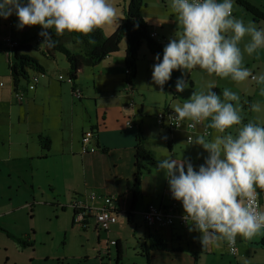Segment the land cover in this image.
Masks as SVG:
<instances>
[{
    "label": "rangeland",
    "instance_id": "1",
    "mask_svg": "<svg viewBox=\"0 0 264 264\" xmlns=\"http://www.w3.org/2000/svg\"><path fill=\"white\" fill-rule=\"evenodd\" d=\"M143 1L144 6L140 10V15L146 22L148 30L156 32L159 37L163 36L167 40L181 34L182 25L171 9L170 0ZM246 1L264 12V0ZM114 3L119 9V26L126 12L128 0H114ZM232 13L235 18L242 19L245 24L252 22L258 28H264L263 21L254 22L251 14L242 9L235 0ZM16 24L15 15L7 20L0 19V47L4 48V40L7 37L17 42L18 45L21 41H26L37 49H32L29 54L45 68L46 78L42 80V85L37 87L33 97H30L33 92L28 93L32 101H29L26 108L10 104L11 81L7 69V56L6 52L0 51V82L4 85L0 88V157L7 160L10 147L13 154H19L23 158L8 161L7 165L0 167V228L11 236L32 243L31 246H22L0 229V264H114L116 259L114 246L109 248V255L105 248H101L98 253L92 226L89 225L84 230L76 220L72 224L73 213L69 204L70 198L75 195V191L72 190L77 182L73 173L67 170L66 158L60 157V154H57L53 149L44 152L39 147L37 140L41 134L43 136L50 135L55 138L54 146L58 148L62 135L69 137L71 129L79 131L81 127H83V131H86L88 126L94 122L96 97H93L95 91L92 89V70L89 67H84L79 71L83 99L80 101L73 99L70 93V84L66 78L68 66L63 54L54 52L52 59L41 55L38 50L41 48L44 50V46L38 42L39 39L42 41L38 35L41 31L40 27L18 29ZM118 26L106 27L101 31L105 36H109ZM60 40L67 48L77 51L78 45L70 43L67 32L61 35ZM157 41L160 42V40ZM120 45L124 47L123 39ZM145 53L147 55L143 60L139 52L137 65L142 64L132 81L142 90L140 97L144 100L146 110V115L142 119V130L148 141L146 148L149 147L150 149H148L155 156V162L149 166V170H157V162L163 157L169 156L167 148L169 141L166 143L162 136L165 133L168 139L170 137L166 131L160 130L156 126L154 117L157 111L163 105L173 110L175 106L182 105L193 92L206 91L210 85L214 86L212 91L217 94L227 88L240 97L238 107L242 123L252 122L264 125V96L260 94V86L251 79L237 83L230 77L220 78L196 68L187 73L185 80L188 82V88L184 92L174 95L175 99H172L169 91H163L152 81L154 62L150 65L147 63L148 53L146 47L143 46L141 54ZM243 63L253 74L264 72V48L259 49L251 56L245 55ZM58 75L65 77L62 84L56 80ZM119 78L122 79V82L126 80L125 66ZM167 83L169 85V82ZM190 83L192 87H190ZM104 99L107 104L120 102V99L117 101ZM131 102L132 100L129 103ZM135 102L138 104L136 98ZM257 102L262 105V110L259 113L251 111V105ZM233 103L236 104V102ZM208 130L210 135L208 138L205 137L206 139L216 135L214 129L208 128ZM26 131L30 132L31 138L26 136ZM228 131L234 133L235 128ZM197 135H202L200 129L193 133V138ZM186 137V134H178L176 142L172 144L174 157L188 160L193 165H197L201 162L205 152L200 146L189 144ZM25 144H27V149L37 156L32 164L29 159H25ZM46 154V158H41ZM32 169L34 171L33 181L30 175ZM158 173L161 176L165 175L162 171H158ZM143 176L149 175L144 171L141 177ZM156 189L158 190L155 192L154 198L145 196L141 197V200L151 199L154 204H157L158 202L155 200L158 197H162L164 201L172 199L168 184L165 189H163V185H158ZM123 228L128 229L127 231L135 229V233L132 235V232H128L122 239L120 264H146L145 258L140 255L144 239V225L140 215L134 214L132 223L125 222ZM164 231L170 237L168 228L161 230V232ZM177 232L180 236V246L185 250V253H194L195 264H236L226 249L220 250L215 257L200 252L199 233L192 232L190 226L187 229L179 227ZM164 244L169 248L171 239H165ZM248 258H245L242 264H249Z\"/></svg>",
    "mask_w": 264,
    "mask_h": 264
},
{
    "label": "clouds",
    "instance_id": "2",
    "mask_svg": "<svg viewBox=\"0 0 264 264\" xmlns=\"http://www.w3.org/2000/svg\"><path fill=\"white\" fill-rule=\"evenodd\" d=\"M170 4L182 32L163 46L162 58L160 54L154 57V84L163 88L179 70L175 91L182 93L189 86L184 73L199 68L237 83L251 79L264 96V72L253 74L243 63L245 55L264 48V28L235 18L234 0H170ZM13 15L18 29L39 26L41 46L48 48L58 42L53 33L87 36L94 30L118 26L119 21L114 0H0V19ZM153 40L162 45L158 34ZM212 89L210 85L206 91L193 92L169 117L190 121L193 128L207 121L206 128L215 130L210 139L188 136L189 144L207 153L203 163L194 168L190 161L173 156L157 162V171L165 174L172 199L182 205V219L199 233L203 248H216L222 242L231 247L237 236L251 239L264 230V209L257 205V190H264V125L242 123L240 97L227 88L220 94ZM261 110L259 102L251 105V111ZM233 128L234 133L228 131Z\"/></svg>",
    "mask_w": 264,
    "mask_h": 264
},
{
    "label": "crops",
    "instance_id": "3",
    "mask_svg": "<svg viewBox=\"0 0 264 264\" xmlns=\"http://www.w3.org/2000/svg\"><path fill=\"white\" fill-rule=\"evenodd\" d=\"M149 32H154V31L149 30ZM161 39H165V38L163 36L159 37L158 35V40L161 41ZM168 41L169 40H167V42ZM143 46L145 45H142L140 47L139 52H140V57L144 60L147 54L146 53L141 54ZM31 49H36V48H33L31 46ZM38 51L41 54L43 49L41 48ZM147 53H148L147 63L150 65L152 62L155 61L153 56L148 52V50ZM9 55L10 54L6 52L7 63L10 57ZM30 56L32 55L30 54ZM53 56L54 53L52 57L49 58L52 59ZM124 60H125L124 47H121L120 45L119 51L117 53L106 57L99 64L90 67L93 75L92 89L95 91L93 97H96V99L94 102V111H95L94 122L88 126L87 130H89L90 127H96L94 129L95 139L91 141L92 142L91 147L95 149L94 151H90L88 153H81L82 152L81 135L83 132H85L83 131V127H81L79 131H74L73 129H71L70 130L71 134L69 137H65L64 135H62L59 139L58 148L54 146L56 142L55 138H52V136L50 135H48L49 136L48 137V136H43L41 133H40L41 135L39 134L41 137H48L50 140L48 150L47 151L43 150V151L48 152L53 149V151H55L57 154H60V157H65L67 170H70L73 173V175L76 177L75 181L77 183L74 185L72 190L75 191L74 192L75 195L70 198V204H69L70 208L72 209V213L74 209L72 208L71 204L74 201H81L86 209H93V208L95 209L103 205L102 200L105 197H111L114 206L117 208V210L120 213L118 220L119 222L111 225L109 231L106 233L96 229L94 224V219L89 216L87 217L86 228L89 225L92 226V230L94 232L97 242L98 253H100L102 244H104V242L106 241L115 242L114 245L108 246V249L106 251L107 254L109 253L111 246H114L116 249L118 246L122 249V239H124V235L128 234V232H132L131 233L132 235H134L135 233V229H131L130 231H127L128 229H125L127 227L123 228L125 222L128 224L132 223L134 219V214L136 213L140 215V219L142 220V216H141L142 211L149 204H154L151 199H146V200H141V199L145 196L154 198L155 192L158 190L156 189L157 186L163 185V189H165V187L168 184L165 175L161 176L160 174L161 172L158 173L157 170H153V171L149 170V172H147L149 176H143L140 178L139 196L137 197V201L135 202L133 208H131L133 201L131 187L133 185V173H134L133 163H134L135 137L139 130L142 131L143 135H145V132L142 130L143 129L142 119L146 115V110L144 107V100L142 99V97H140L142 96L140 92L142 90L139 89L134 83L132 84V86L125 84V80H123L122 82V79L119 78V76H121L124 70ZM141 64L142 63L137 65V71H139ZM33 72L34 71H30L29 73H33ZM78 74L79 72L77 73V78L75 80V86H76L75 88L79 89L82 95V90L80 88L82 83L79 80ZM180 76H181V72L179 70L174 71L172 73L171 79L168 81L169 85L168 83H166L162 88L163 91L167 90L171 93L172 99H175L174 95L178 94L175 91V81ZM57 77L56 80L60 84H62V81H59ZM186 77H187V73H184V79ZM45 78H46V74L44 68V76L40 78L39 84L36 85L32 91L23 90L22 103H18L15 101L13 97L14 91L12 89V82H11V87L9 89L10 91L9 94L11 97L10 104H14V105L17 104L20 107L26 108L29 105V101H32L30 100L32 99L30 97H33L36 94L35 90L37 89L38 86L42 85L43 83L42 80ZM2 87H4V85ZM190 87H192L191 83H190ZM32 92L33 94H30L29 97L28 93H32ZM70 93H71V85H70ZM104 98H108L110 100H116V101L120 99V102L118 101V104H107ZM135 98L138 104L135 102ZM82 99H83V95L81 99H77V100L80 101ZM131 100L132 102L129 103ZM166 109L172 110L168 106L163 105L162 108L159 109L155 114L154 117L155 123H156L157 114L160 111H164ZM19 119H20V115H19ZM127 122H131L132 126L131 127L127 126L126 125ZM184 122H190V121L185 120ZM206 124L207 122L204 121L201 124L197 125L195 129L192 131H188L185 125H183L181 128H176L171 130H169L165 124L164 126L156 125L158 128H160V130L166 131L170 137L169 139L167 138V140H165L166 143L167 141H169L170 143V144L167 143V148L169 152L168 157L173 156L174 158L172 144L176 142L179 133L186 134L187 135L186 140L188 139V136L193 137V133L198 129H200V132L202 133V135H204L203 131L204 128H206ZM25 133L28 138H31L30 132L26 131ZM164 135L165 133H163V136ZM209 135H210V131H209ZM209 135L205 137L208 138ZM40 136H38L37 140L39 139ZM144 137L146 138V136ZM147 142L148 141L146 138V145ZM25 150H26L25 159L27 160L29 159L30 163L32 164L37 156H35V154H32V152L27 149V144H25ZM206 155L207 153H205V155L202 157L201 162L197 163V165H193L194 168L198 167L200 164L203 163V158ZM46 157L47 154L42 156L41 158H46ZM21 159H23L22 156L19 154H13L11 148L9 147L8 159L6 160V158L0 157V167L7 165L8 161L21 160ZM30 175L32 176V181H33L34 179L33 169L31 170ZM92 193L95 196L94 199L90 198V194ZM257 193L259 197L260 208L264 209V190L258 189ZM158 198L155 200L158 202L157 204H154L155 206L162 208L173 206L175 208V214L177 216H183L184 214L183 208L180 202L178 201L176 202V200L174 199L164 201L162 197L159 199ZM129 211L132 217L131 219L127 220V212ZM174 221L175 223L178 224L176 225L178 226V228H176L175 225L172 228H168L170 237H168L166 231L161 232V230L167 228H158L156 230H149L143 224L144 239L142 244L147 242L146 239L148 240L149 234L155 235L156 237L162 239L164 238L171 239L170 247L168 248L166 246V248L170 249L171 251L153 253L149 264H194V261L192 259L194 253L193 254L191 252L185 253V250L181 248L180 236L177 231L179 230V227L183 229H187L189 226L192 232H197V231H195L193 226L190 225L189 223H188L189 226L187 228H184L182 225H180L178 219H175ZM235 245H236V253L234 256L233 255L231 256L236 261V264L244 263V259L248 258V256H249L248 258L249 264H264V230L259 232L251 239H243L237 236ZM199 248H200V252L211 255L212 257H215L216 253H218L220 250L226 249L228 252L225 242H222L221 245L216 248H211V247L203 248L202 245L199 243Z\"/></svg>",
    "mask_w": 264,
    "mask_h": 264
},
{
    "label": "trees",
    "instance_id": "4",
    "mask_svg": "<svg viewBox=\"0 0 264 264\" xmlns=\"http://www.w3.org/2000/svg\"><path fill=\"white\" fill-rule=\"evenodd\" d=\"M236 3L245 11H247L253 17L254 22H264V12L256 6L250 4L246 0H235ZM144 6L143 0H128L127 9L123 16V20L115 31L109 36H105L101 30H94L87 36H82L76 33H67L70 39V43L78 45V50L72 51L67 48L60 40V36H56L53 33V38L58 42L55 47H44L41 54L46 57H52L54 52L63 54L68 70L67 79L71 85V91H74L75 80L77 73L84 67H93L99 64L106 57L115 54L119 51L122 39L125 41L124 45V66L127 71L125 84L132 86L136 72L137 61L140 47L145 44L148 52L152 56L157 54L163 55V45L157 43L149 37V30L147 24L140 15V10ZM1 45V42H0ZM8 52L10 55L8 59L7 68L9 76L12 82L13 91L24 90L28 81L29 71L34 70L40 73H44V68L38 63V61L30 56L31 46L26 41H21L19 46L15 48L5 49L0 47V51ZM169 110L170 109H166ZM172 111V110H171ZM96 127H90V131ZM171 130L172 128H168ZM95 131V130H94ZM209 131V130H208ZM95 139V133L94 137ZM42 150L47 151L49 148L50 140L48 137H39L38 139ZM92 143V142H91ZM90 143V145H91ZM155 162L153 153L146 148V138L139 130L135 137L134 146V173H133V185L131 187V193L133 195L132 206L133 208L137 197L139 196L140 178L143 172H149V166ZM64 210V208H62ZM74 214L72 224L74 223ZM87 214L84 217V221L78 223L83 229L86 228ZM132 215L127 212V220L131 219ZM1 229V228H0ZM7 236L16 240L22 246H31V241H23L17 237L11 236L8 232L1 229ZM28 240L29 237H28ZM170 249L166 248L164 240L158 238L155 235L149 234L147 243L141 245V252L146 259V264H149L152 254L155 252H169ZM194 264L196 263L195 255L192 256ZM121 248L117 246L116 259L114 264H120Z\"/></svg>",
    "mask_w": 264,
    "mask_h": 264
},
{
    "label": "built area",
    "instance_id": "5",
    "mask_svg": "<svg viewBox=\"0 0 264 264\" xmlns=\"http://www.w3.org/2000/svg\"><path fill=\"white\" fill-rule=\"evenodd\" d=\"M149 36L152 39L157 38V34L155 32H152L149 34ZM38 42H41L39 39ZM167 41L165 39H162V45L165 47L167 45ZM19 46L17 42L13 41L9 37L5 38L4 40V48L10 49L15 48ZM43 74H40L38 72L29 73L28 76V83L26 85L27 91H32L36 85L39 84L40 78L43 77ZM58 80H65V78L61 75H59ZM68 80V79H67ZM69 82V80H68ZM3 86V83L0 82V87ZM73 97L76 99H81V92L79 89H74L73 91ZM14 99L18 103H22L23 101V91L18 90L14 91L13 95ZM173 111L164 110L160 111L156 116V124L157 126L161 125H167L169 128H181L184 124L186 127L190 130L194 129L193 127H190L191 122H184V121H176L173 119H169L170 116H173ZM127 126H131L132 124L130 122L126 123ZM204 132L206 134H209L208 129L204 128ZM95 131L87 130L85 131L81 136V153H88L90 151H94L95 149L91 147L90 143L93 140ZM90 198L94 199L95 196L90 194ZM103 205L99 208H93V209H86L85 206H83L81 201H74L71 206L76 211L75 213V220L77 223H81L84 221V217L86 214H89L94 219L95 228L102 232H108L110 229V226L119 222V211L114 206L113 201L111 197H105L103 200ZM257 205L260 208L259 204V197L257 195ZM143 224L149 228V229H158V228H172L175 224V219H178L180 225H182L184 228H187L189 225L187 222H185L182 219V216H177L175 214V208L173 206L162 208L155 206L154 204H149L145 207V209L141 213ZM226 243V247L228 249V252L230 255H235L236 253V245H232L229 247V245ZM114 241H106L104 244H102V247H108L109 245H114Z\"/></svg>",
    "mask_w": 264,
    "mask_h": 264
},
{
    "label": "bare ground",
    "instance_id": "6",
    "mask_svg": "<svg viewBox=\"0 0 264 264\" xmlns=\"http://www.w3.org/2000/svg\"><path fill=\"white\" fill-rule=\"evenodd\" d=\"M171 111V110H170ZM202 123V122H201ZM200 123V124H201ZM185 125V124H184ZM199 125V124H198ZM161 126H164V125H161ZM167 126V125H166ZM185 127H186V125H185ZM167 128H169L168 126H167ZM172 129H176V128H172ZM186 129L188 130V131H192V130H194V129H192V130H190V129H188L187 127H186ZM203 134L205 135V136H207V135H209V134H206L204 131H203Z\"/></svg>",
    "mask_w": 264,
    "mask_h": 264
},
{
    "label": "flooded vegetation",
    "instance_id": "7",
    "mask_svg": "<svg viewBox=\"0 0 264 264\" xmlns=\"http://www.w3.org/2000/svg\"><path fill=\"white\" fill-rule=\"evenodd\" d=\"M102 248H105L106 249V251H107V249H108V247L106 246V247H102ZM141 256L142 257H144L142 254H141ZM145 261H146V259H145Z\"/></svg>",
    "mask_w": 264,
    "mask_h": 264
}]
</instances>
